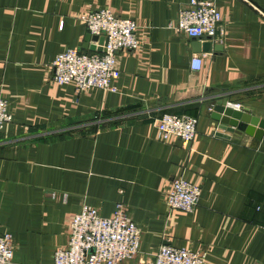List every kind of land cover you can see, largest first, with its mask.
Wrapping results in <instances>:
<instances>
[{
    "label": "crops",
    "instance_id": "crops-1",
    "mask_svg": "<svg viewBox=\"0 0 264 264\" xmlns=\"http://www.w3.org/2000/svg\"><path fill=\"white\" fill-rule=\"evenodd\" d=\"M190 1L0 0V96L13 116L0 133V234L13 236L11 264H53L84 204L110 217L118 203L142 233L126 264L165 244L205 253V264H264V137H218L211 117L228 98L264 120V0H206L223 15L222 48L209 53L174 30ZM104 8L133 19L142 40L117 55L118 92L56 84L57 55L87 52L82 18ZM165 113L199 120L189 145L159 138ZM180 177L202 188L193 213L166 205Z\"/></svg>",
    "mask_w": 264,
    "mask_h": 264
},
{
    "label": "built area",
    "instance_id": "built-area-1",
    "mask_svg": "<svg viewBox=\"0 0 264 264\" xmlns=\"http://www.w3.org/2000/svg\"><path fill=\"white\" fill-rule=\"evenodd\" d=\"M82 20L91 35L106 38L105 52L68 49L60 53L52 65V80L60 86L74 84L77 93L90 89L117 93L121 77L117 55L141 49L139 27L133 19L117 16L111 8L91 11ZM222 22L223 15L213 2L191 0L180 11L174 30L191 40L216 41ZM202 67L203 58L195 56L191 69L198 72ZM12 120L8 102L0 96V133ZM198 123L195 117L165 113L156 127L161 140L176 139L189 145L197 134ZM201 195L202 188L198 184L180 177L172 181L165 202L171 211L193 213ZM67 200L68 195L64 194L63 201ZM141 235L123 203L116 205L110 217H103L97 209L84 204L70 223L66 247L55 251L53 264H126L138 257ZM13 257L12 234H0V264H11ZM205 260V253L165 244L154 259L140 260L139 264H205Z\"/></svg>",
    "mask_w": 264,
    "mask_h": 264
},
{
    "label": "water",
    "instance_id": "water-1",
    "mask_svg": "<svg viewBox=\"0 0 264 264\" xmlns=\"http://www.w3.org/2000/svg\"><path fill=\"white\" fill-rule=\"evenodd\" d=\"M193 49L195 53H209L213 47L215 51H220V45H214L212 39H208L205 43H201L199 40L194 39ZM107 44L105 37L93 36L90 33L86 37L83 50L87 52H105L104 46ZM211 117L216 121L218 129V137L230 138L224 135L227 133H245L252 136L257 140H262L264 137V120L253 116L248 110L244 108H237L233 106L228 98H222L215 102L211 110Z\"/></svg>",
    "mask_w": 264,
    "mask_h": 264
}]
</instances>
